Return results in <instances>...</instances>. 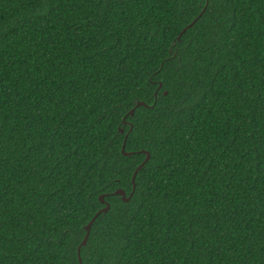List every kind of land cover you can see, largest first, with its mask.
Returning <instances> with one entry per match:
<instances>
[{"label": "trees", "instance_id": "16d2710c", "mask_svg": "<svg viewBox=\"0 0 264 264\" xmlns=\"http://www.w3.org/2000/svg\"><path fill=\"white\" fill-rule=\"evenodd\" d=\"M100 194L82 264H264V0H0V264Z\"/></svg>", "mask_w": 264, "mask_h": 264}, {"label": "water", "instance_id": "95a60500", "mask_svg": "<svg viewBox=\"0 0 264 264\" xmlns=\"http://www.w3.org/2000/svg\"><path fill=\"white\" fill-rule=\"evenodd\" d=\"M202 11H203V10H202ZM202 11H201L199 14H201ZM195 20H196V18H194L190 23H188L185 27H183L182 30H181V32L185 31V29H186L188 26H190ZM158 85H159V87H160V86H161V83L159 82ZM163 93L166 94L167 91L165 90ZM136 105L152 106V105H148V104H146L144 101H137V102H136ZM134 108H135V107H132V108L128 111V113H129L130 115H133ZM127 123L129 124V130H131V128H132L131 123H130V122H127ZM119 130H120V132L123 131V129H121V128H120ZM126 136H127V134H125L124 141H123V143H122V147H121V152H122L124 155H129V156H130V155L132 154V152H131V151H125V150H124V145H125V139H126ZM142 152L145 153V157H144V159H143V160H142V161H141V162L135 167V169L133 170L132 178H131V181H132V189H131V191L129 192V194L126 195V192H125L122 188H120V187H117L116 189H114V190H113L112 192H110L109 194H117V195H120V196H121V199H122L123 201H128V200H129L130 196L133 194V190H134V187H135V181H134V179H135V175H136V173L138 172V170H140V169L143 167L144 163H145V162L149 159V157H150V154H149L148 151H143V150H142ZM103 197H104V194H100V195L98 196L100 202H101V203H104V206L101 207V208H100V209H99V210H98V211L92 216V218L88 221V223L84 226V230H85L84 236H83L82 240L80 241L79 245L77 246V255H78V261H79V264H82V260H81V256H80V248H81V246L84 245V244L86 243V241H87V238H88V234H89V231H90L91 224L93 223L94 219L96 218V216H97L99 213H101V212H103V213H104V212H107L108 209H109V207H110L109 202L106 201Z\"/></svg>", "mask_w": 264, "mask_h": 264}, {"label": "snow or ice", "instance_id": "6c2138e0", "mask_svg": "<svg viewBox=\"0 0 264 264\" xmlns=\"http://www.w3.org/2000/svg\"><path fill=\"white\" fill-rule=\"evenodd\" d=\"M202 10L206 11L207 10V7L206 5L202 6Z\"/></svg>", "mask_w": 264, "mask_h": 264}]
</instances>
